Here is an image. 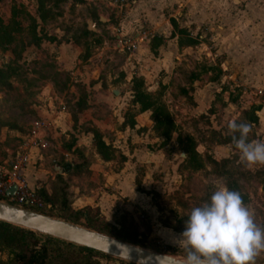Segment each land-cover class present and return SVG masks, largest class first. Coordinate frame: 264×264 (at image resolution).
Returning <instances> with one entry per match:
<instances>
[{
  "label": "rangeland",
  "instance_id": "rangeland-1",
  "mask_svg": "<svg viewBox=\"0 0 264 264\" xmlns=\"http://www.w3.org/2000/svg\"><path fill=\"white\" fill-rule=\"evenodd\" d=\"M119 4L121 0H0V139L3 127L24 132L25 125L34 118L29 114V106L43 102L38 97L50 90L63 92L71 86L85 104L87 91L81 77L75 74L69 78L63 71H56L54 51L48 46L70 40L81 45L80 59L98 53L96 48L103 41H115L102 22L107 17L115 24ZM87 21L93 23L95 31L86 29ZM202 40L208 45L206 39ZM209 51L214 52L209 46L196 54H186L199 62L197 72H209L207 77L214 81L208 94L200 92L193 97L187 90L178 92L182 103L179 106L183 108L180 110L173 107L178 105L174 97L170 102L163 100L160 86L154 91L159 93L176 125L178 140L176 133L165 139L158 131L152 132L151 127L148 134L154 141L142 145L138 155L133 154L136 144L128 137L110 144L113 158L109 161H103L93 146L66 160L64 156L55 160L61 165L76 166L65 173L71 199L79 194L93 199L87 206L97 209L90 214L110 231L106 235L120 239L118 235L123 238L120 240L183 260V243L177 239L184 230V220L194 206L206 202L207 195L211 196L221 184L239 191L257 225L264 227V165L247 167L242 163L227 129L230 120L248 122L252 125L249 141H264V40L260 47L233 51L240 61L232 66L224 64L223 50L213 56L215 64H210ZM252 105L259 106L253 112L255 122L249 120ZM23 115L28 119L21 126L17 121L27 118ZM185 141L193 145L203 160L198 170L188 168L183 161L186 155L180 153ZM6 142L0 141L1 156L5 155L2 146L8 147ZM209 156L218 161L217 166L206 161ZM222 159L227 161L221 163ZM50 172L54 182L57 173L51 168ZM96 201L99 206H95ZM55 215L53 212L51 217L57 218ZM32 232L38 238L36 245L47 242L46 235ZM52 254L57 252L52 250ZM10 258V248H4L1 259ZM93 258L101 264H132L109 255L93 254ZM255 264H264V252L256 257Z\"/></svg>",
  "mask_w": 264,
  "mask_h": 264
},
{
  "label": "crops",
  "instance_id": "crops-1",
  "mask_svg": "<svg viewBox=\"0 0 264 264\" xmlns=\"http://www.w3.org/2000/svg\"><path fill=\"white\" fill-rule=\"evenodd\" d=\"M116 9L115 13L119 15L115 24H111L107 17L102 22L115 41H103L96 48L98 53L80 59L81 45L70 40L58 44L52 42L48 46L54 51L56 71H63L69 78L75 74L81 77L87 91L86 106L76 110L78 97L71 86L63 92L50 90L38 97L43 98V102L36 101L29 106L31 116L49 121V137L54 146L40 153L36 150L30 152L29 163L21 170L29 187L42 189L49 195L53 186L50 168L65 179L61 163L55 160L58 156L68 159L75 148L80 152L87 151L92 146L90 128L101 133L105 144L113 145L129 137L130 142L136 144L134 155L142 152V145L154 141V137L148 134L152 127L150 111H140L138 104L133 105V126L121 127L120 110L132 96L133 77L141 78L148 92H154L160 86L163 100L170 102L174 97L178 105L173 104V107L179 109L182 103L178 92L187 90V94L196 97L200 92L208 94L214 83L207 77L209 72L196 71L199 62L192 61L186 54H196L197 50L210 46L214 50L213 54L209 51L212 58L207 61L212 62L210 64H215L213 56L223 50L224 64L232 66L240 61L233 51L260 47L264 40V0H121ZM170 20L174 21L175 29ZM186 39H193L196 43L179 44ZM117 40L132 44L133 49L121 50L116 46ZM62 101L64 110L58 106ZM27 119L19 118L17 124L22 126ZM25 126L26 130L28 123ZM2 129L0 141L6 140V145L9 144L8 147L2 146L5 155H0V170L9 167L11 147L23 134L14 128ZM70 144V149L65 148ZM11 192L9 190L7 194ZM92 202L91 197L79 194L72 197L70 206L78 209ZM99 205L96 201L95 206Z\"/></svg>",
  "mask_w": 264,
  "mask_h": 264
},
{
  "label": "trees",
  "instance_id": "trees-1",
  "mask_svg": "<svg viewBox=\"0 0 264 264\" xmlns=\"http://www.w3.org/2000/svg\"><path fill=\"white\" fill-rule=\"evenodd\" d=\"M173 29L176 28L173 20H170ZM178 33L184 34L182 30H178ZM49 40H54L53 38H48ZM186 45H194L196 41L193 39H186L183 42H179ZM131 98L129 101L121 108L120 114L123 118L121 127L129 126L132 127L134 124L135 110L133 108L134 104H138L140 111H150L149 119L152 121L153 131H158V134L165 139L170 138L172 133H176V125L170 117L166 106L160 101L159 93L148 92L145 89L144 81L139 77H133L131 79ZM78 99L76 102V110L79 111L86 105ZM252 114L254 111L259 109V106H251ZM251 122L256 121V116L253 114L249 118ZM92 134V146L95 153L103 160L109 161L113 158V149L110 144H105L102 140L101 133L95 128L89 129ZM178 140V134L176 135ZM226 143V142H224ZM70 145H66L65 148L70 149ZM182 151L185 153L186 157L183 159L187 163V167L192 170H198L202 167V159L196 153L193 145L185 141L182 144ZM74 153H80L78 149L73 150ZM208 163L213 165L218 164V161L213 157L205 158ZM227 159H222L221 163H225ZM62 172L68 173V171L74 167V164L66 163L61 165ZM69 184L61 175H56L54 178L52 191L48 195L42 189L36 190L39 194L45 206L39 210L40 213L53 216V212H56V217L69 221L74 224L84 226L95 231L110 234V231L106 227L101 226L95 221L94 217L90 214L92 211H97V209H92L89 206H84L82 208L73 209L71 208V195L68 191ZM210 195H207L208 200ZM243 198V197H242ZM245 202V199L243 198ZM117 238L123 239L120 236ZM47 242H43L40 245H36L38 238L35 234L14 225L0 221V264H101L98 260L93 258V254H100L97 251L87 249L80 246H75L74 244L63 242L55 238L46 236ZM50 243L57 244L55 248H49ZM10 248L11 258L7 260L1 259L2 250L4 248ZM52 250H55L57 254L53 256ZM64 252V253H63ZM65 253H70V256H65ZM53 258V259H52ZM53 260V263H51Z\"/></svg>",
  "mask_w": 264,
  "mask_h": 264
},
{
  "label": "clouds",
  "instance_id": "clouds-1",
  "mask_svg": "<svg viewBox=\"0 0 264 264\" xmlns=\"http://www.w3.org/2000/svg\"><path fill=\"white\" fill-rule=\"evenodd\" d=\"M227 129L242 163L264 165V141H249L250 123L233 119ZM177 241L184 247L182 264H255L264 252V227L257 225L241 193L221 184L190 210Z\"/></svg>",
  "mask_w": 264,
  "mask_h": 264
},
{
  "label": "water",
  "instance_id": "water-1",
  "mask_svg": "<svg viewBox=\"0 0 264 264\" xmlns=\"http://www.w3.org/2000/svg\"><path fill=\"white\" fill-rule=\"evenodd\" d=\"M100 20L103 18L100 17ZM86 29L95 31L91 21ZM117 90L114 93L117 94ZM184 155L182 151L180 153ZM58 173H61L57 169ZM0 221L34 231L68 243L91 249L132 264H182V259L147 250L129 242L113 238L93 229L51 217L40 212L17 207L0 200Z\"/></svg>",
  "mask_w": 264,
  "mask_h": 264
},
{
  "label": "built area",
  "instance_id": "built-area-1",
  "mask_svg": "<svg viewBox=\"0 0 264 264\" xmlns=\"http://www.w3.org/2000/svg\"><path fill=\"white\" fill-rule=\"evenodd\" d=\"M116 44L121 50L133 49L132 44L128 45L122 40H117ZM58 106L60 110L65 109L63 101ZM49 133L50 123L47 119L29 120L26 130L11 148L9 167L0 170V200L36 212L45 206L36 189L28 186L21 170L29 163L32 150L40 153L54 147ZM9 190L12 192L7 194Z\"/></svg>",
  "mask_w": 264,
  "mask_h": 264
}]
</instances>
